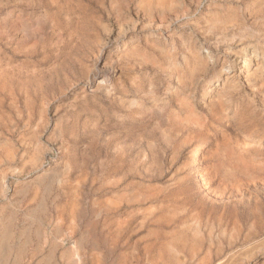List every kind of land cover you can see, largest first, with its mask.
Listing matches in <instances>:
<instances>
[{"label": "rangeland", "instance_id": "rangeland-1", "mask_svg": "<svg viewBox=\"0 0 264 264\" xmlns=\"http://www.w3.org/2000/svg\"><path fill=\"white\" fill-rule=\"evenodd\" d=\"M141 1L0 0V264H264V0Z\"/></svg>", "mask_w": 264, "mask_h": 264}, {"label": "bare ground", "instance_id": "bare-ground-1", "mask_svg": "<svg viewBox=\"0 0 264 264\" xmlns=\"http://www.w3.org/2000/svg\"><path fill=\"white\" fill-rule=\"evenodd\" d=\"M159 1V0H158ZM158 3V2H156ZM139 8L142 9V11H144L146 13V15H149L150 17H158V18H164L165 17H170L172 16V2L168 1V0H162V3L159 4L158 6H153V4L151 3V1H148L146 3H144L143 1H141L139 3ZM242 64L239 66L240 67V74L244 73L245 71V67L251 64H258L257 60V55L256 53H248L247 52V48L243 47L242 48ZM250 54V55H254L255 57V61H252L248 59L246 56ZM231 68V66L229 67V69ZM212 90V89H211ZM205 145V144H204ZM204 147V146H203ZM201 149H193L192 153H191V157H190V162H189V166L193 167L194 169V176L197 175V167H196V162H195V157L198 151H200ZM73 264H76L75 261H72Z\"/></svg>", "mask_w": 264, "mask_h": 264}]
</instances>
